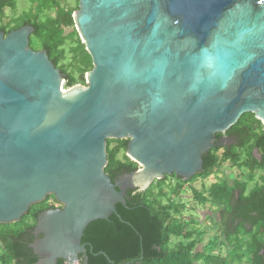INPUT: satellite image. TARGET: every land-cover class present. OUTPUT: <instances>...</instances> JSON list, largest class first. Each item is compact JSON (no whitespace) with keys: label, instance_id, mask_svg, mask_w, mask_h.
<instances>
[{"label":"water","instance_id":"obj_1","mask_svg":"<svg viewBox=\"0 0 264 264\" xmlns=\"http://www.w3.org/2000/svg\"><path fill=\"white\" fill-rule=\"evenodd\" d=\"M74 20L93 70L70 89L34 27L0 32V224L60 205L38 216L37 264H88L86 229L128 191L194 177L245 114L264 125V0H79ZM108 140L139 169L114 181Z\"/></svg>","mask_w":264,"mask_h":264},{"label":"trees","instance_id":"obj_2","mask_svg":"<svg viewBox=\"0 0 264 264\" xmlns=\"http://www.w3.org/2000/svg\"><path fill=\"white\" fill-rule=\"evenodd\" d=\"M29 4L28 10L7 17L4 11L10 9L15 13L16 1L2 0L0 32L7 35L23 26L34 27L30 47L48 52L50 60L64 77L65 89L86 86V75L93 70V61L76 30L74 13L79 9V0H29ZM229 132L244 135L243 145L248 147L251 156L254 149L264 151V125L254 114L243 115ZM128 142L108 140L105 171L114 181L117 173H133L139 168L127 156ZM215 152L211 149L204 155L205 169L200 176H209L229 159L239 160L228 152L222 157ZM147 192L130 196L127 205H117V213L108 220L95 221L88 226L82 239L88 249V264H244L250 261L253 248L245 244H229L232 251L225 257L222 254L214 256L217 244H207L203 252L196 255L192 251L197 244H162L163 221L152 216ZM43 203L42 206L34 205L17 223L0 224V264H37L39 257L31 244L37 239L34 228L38 216L59 205L52 196ZM156 242L158 244H154ZM258 256L253 254L252 261L255 262Z\"/></svg>","mask_w":264,"mask_h":264},{"label":"flooded vegetation","instance_id":"obj_3","mask_svg":"<svg viewBox=\"0 0 264 264\" xmlns=\"http://www.w3.org/2000/svg\"><path fill=\"white\" fill-rule=\"evenodd\" d=\"M229 131L217 137L226 138V145L212 149L219 157L227 152L236 155L237 162L229 159L207 177L199 175L204 167L189 179L166 175L146 190L148 201L154 219L163 221L162 244H197L195 255L207 244H217L214 256L223 257L232 251L229 244H245L253 249L244 264H264V151L254 149L251 156L243 145L244 135ZM127 174L117 173L115 180ZM140 192L128 191L127 198ZM255 253L259 256L254 262Z\"/></svg>","mask_w":264,"mask_h":264},{"label":"rangeland","instance_id":"obj_4","mask_svg":"<svg viewBox=\"0 0 264 264\" xmlns=\"http://www.w3.org/2000/svg\"><path fill=\"white\" fill-rule=\"evenodd\" d=\"M16 1V12L14 13V12H12L10 9H6L4 12H5V15L7 16V17H10V16H12V15H14V14H20V13H22L23 11H25V10H28L29 9V7H30V4H29V0H15ZM73 2V1H72ZM1 24H2V22L0 21V26H1ZM64 89H65V81H64ZM151 191V190H150ZM150 192L148 191L147 192V195H148V198L150 197V194H149ZM42 205H44V203L42 202V203H40V204H38V205H36V207L37 206H42ZM224 251H225V249H222V253H224Z\"/></svg>","mask_w":264,"mask_h":264}]
</instances>
